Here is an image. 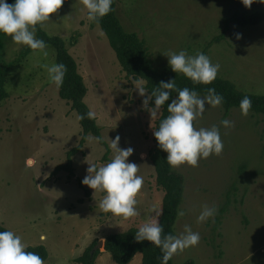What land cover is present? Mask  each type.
I'll return each mask as SVG.
<instances>
[{
  "label": "rangeland",
  "instance_id": "rangeland-1",
  "mask_svg": "<svg viewBox=\"0 0 264 264\" xmlns=\"http://www.w3.org/2000/svg\"><path fill=\"white\" fill-rule=\"evenodd\" d=\"M256 12H264V5L254 2L249 7L242 0L117 3L124 29L145 41L154 67L165 74L175 73L167 53H202L224 32L225 20ZM40 29L66 42L88 88L85 103L96 113L103 140L109 148L110 139L119 136L120 148L132 147L129 162L140 167L137 175L144 178L135 206L139 215L125 219L103 212L98 204L104 193L97 191L94 196V190L82 184L88 163L103 166L115 155L109 148L108 160H104L107 148L90 141L91 134L72 158L73 173L57 171L67 164V154L80 145L83 129L77 112L59 96V88L49 82L42 67L57 63L56 51L47 45V58L39 51L25 53L30 48L6 37L0 58L14 65L6 82L8 97L0 103V225L19 235L26 248L45 246L49 257L44 264H77L75 260L95 241L104 245L109 235L160 220L161 215L152 209L162 211L164 192L156 183L148 155L161 113L152 121L143 105L148 92L139 95L105 33L87 19L78 0H65ZM207 56L220 65L218 77L231 81L243 93L264 95V22L245 27L231 23L224 40L214 43ZM148 107H152L150 101ZM224 119L233 121L234 127L221 126ZM213 125L220 126L222 154L201 159L196 167L174 168L185 178L180 209L186 213L178 218L175 234L189 225L201 239L198 246L175 254L173 261L264 264V116L252 112L244 116L235 108L226 117L219 106L194 121L197 128ZM205 204L215 205L218 212L198 223ZM100 251L97 264H116L104 246ZM141 262L138 254L131 264Z\"/></svg>",
  "mask_w": 264,
  "mask_h": 264
},
{
  "label": "clouds",
  "instance_id": "clouds-1",
  "mask_svg": "<svg viewBox=\"0 0 264 264\" xmlns=\"http://www.w3.org/2000/svg\"><path fill=\"white\" fill-rule=\"evenodd\" d=\"M64 2L65 0H15L9 4L7 0H0V34L10 36L17 46H26L34 52L39 51L47 58L46 42L36 38L37 25L43 27ZM242 2L249 7L254 2L264 5V0ZM78 3L86 9L87 19L99 24L100 20L112 11L113 0H78ZM100 35L104 33L100 32ZM240 38L241 36L237 35V39ZM165 56L173 72L183 74L194 84L211 85L220 69V65L213 64L204 53L191 56L185 50H181L178 53L169 52ZM42 67L46 70L51 84L59 87L63 83L67 72L66 65L45 63ZM133 84L139 95L144 97L147 93L144 81L134 80ZM172 90L177 92V96L168 103ZM151 100H154L155 106L149 108ZM223 102V96L218 94L215 88H208L206 94L201 96L187 87L177 88L176 80L162 81L159 87L144 99L143 105L149 111L152 121L160 115L162 107L167 103L169 115L160 121L158 128L154 130V136L159 148L167 153L166 161L171 168L183 165L196 167L201 159L222 154L224 144L220 126L197 128L194 121L202 117L209 108L219 107ZM251 107L250 97L245 96L239 105L241 114L247 116ZM86 117L95 119L96 113L89 110ZM79 119L83 120L85 116L81 115ZM220 125L228 129L234 127V122L224 119ZM88 139L101 142L99 136L90 135ZM119 145V136L110 139L109 148L115 155L103 166L88 163L87 175L83 178L82 184L93 189L94 196L97 191L104 193L98 204L103 212L128 219L139 215L135 206L144 178L137 175L140 167L134 162H129L128 158L133 155L134 149L132 147L122 149ZM152 211L156 216L162 215V211L155 207ZM217 212L215 205L205 204L197 217V222L205 223ZM185 214L183 209L178 210V217H184ZM135 239L137 242L149 241L152 245L160 247L163 253L162 264H168L178 252L198 246L201 237L199 232L193 231L189 225H185L183 232L178 235L171 233L165 235L163 225L153 219L138 229ZM0 264H44V259L35 252L27 251L22 238L14 231L5 230L0 231Z\"/></svg>",
  "mask_w": 264,
  "mask_h": 264
},
{
  "label": "trees",
  "instance_id": "trees-1",
  "mask_svg": "<svg viewBox=\"0 0 264 264\" xmlns=\"http://www.w3.org/2000/svg\"><path fill=\"white\" fill-rule=\"evenodd\" d=\"M9 4L15 0H7ZM118 0H113L112 11L103 17L97 24L108 38L109 44L116 54L117 60L127 77L133 80H143L145 89L149 95L162 81L176 80V87L183 89L185 87L195 90L201 96L205 95L208 88H215L216 92L223 96L224 102L221 105L224 109L225 116L228 117L231 111L235 108L240 109V101L245 97H250L252 107L249 112L256 115L264 116V95L246 94L238 90L235 84L231 81L216 77L211 85L194 84L189 78L183 74H165L158 71L150 58L147 45L144 40L136 33L127 32L118 15H117ZM264 22V12H256L249 15L234 16L231 19L225 20V30L216 37L202 52L208 54V50L214 43H219L224 40L229 31L231 23H235L240 27L258 26ZM96 24V23H95ZM37 38L46 42V45H52L56 51V62L66 65L67 72L64 76L63 83L58 87L59 96L71 103L72 109L77 112L78 116H85V119L80 121L83 129V136L80 145L72 149L68 154V162L65 166H61L57 171L66 170L73 173L72 158L78 154L83 147L86 138L89 134L101 137L100 144L107 148V153L104 160H108L109 148L103 140L101 129L98 126L97 119H88L86 113L90 108L85 103V98L88 93V88L83 76L79 72V66L76 59L70 54L66 42L60 37L48 36L46 32L40 29L37 25ZM7 35L0 34V48L3 45ZM28 49L25 53L29 52ZM20 60V59H18ZM16 60L15 63L18 61ZM14 63H7L0 58V103L7 99L6 91L7 78L13 68ZM177 96V92L172 90L168 103ZM152 107L155 106L154 100L150 101ZM169 115L167 112V103L161 109V115L156 121L155 129L158 128L162 119ZM155 172L156 183L164 192L162 215L159 222L163 225L164 234H175V226L178 221V210L184 200L185 178L182 174L171 168L166 161L167 153L163 152L158 142L154 137V147L149 153ZM224 212V211H222ZM139 228H131L128 231L109 235L104 243V249L108 252L112 260L116 264H131L138 254L142 255L141 264H162L163 253L160 247L152 245L149 241L137 242L135 234ZM7 230L0 225V231ZM27 251H32L39 254L44 262L47 261L49 254L45 246L29 247ZM102 252L100 251L98 241H95L88 247L82 256L77 258V264H97V261ZM168 264H176L173 258L168 261ZM183 264H195L193 260L186 261Z\"/></svg>",
  "mask_w": 264,
  "mask_h": 264
},
{
  "label": "water",
  "instance_id": "water-1",
  "mask_svg": "<svg viewBox=\"0 0 264 264\" xmlns=\"http://www.w3.org/2000/svg\"><path fill=\"white\" fill-rule=\"evenodd\" d=\"M104 245H103V243L102 242H100L99 243V247H103Z\"/></svg>",
  "mask_w": 264,
  "mask_h": 264
}]
</instances>
